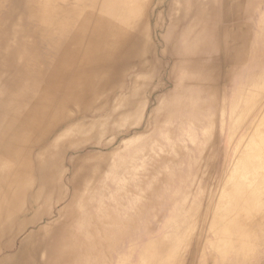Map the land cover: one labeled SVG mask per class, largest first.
Wrapping results in <instances>:
<instances>
[{"label": "bare ground", "instance_id": "obj_1", "mask_svg": "<svg viewBox=\"0 0 264 264\" xmlns=\"http://www.w3.org/2000/svg\"><path fill=\"white\" fill-rule=\"evenodd\" d=\"M263 195L264 0H0V264H254Z\"/></svg>", "mask_w": 264, "mask_h": 264}, {"label": "rangeland", "instance_id": "obj_2", "mask_svg": "<svg viewBox=\"0 0 264 264\" xmlns=\"http://www.w3.org/2000/svg\"><path fill=\"white\" fill-rule=\"evenodd\" d=\"M161 34H163V32H158L157 34H156V40H158V38H159V36L161 35ZM157 35H159V36H157ZM156 96L157 95H153L152 97H150V99H149V102H148V105H147V107L145 108V110H144V114H143V118H142V123L138 126V127H136V128H134L133 130H131L130 132H129V134L128 135H126V136H120V137H109L106 141H109V140H114L113 142H112V149H111V151L112 150H121V148L122 147H120V145H123V144H126L129 140H131V139H133L134 138V136H136V133L137 132H139V134L140 133H142L143 131H144V128H146V127H148V125H150L149 124V121H150V119H151V116L153 115V113H152V111L156 108V106H157V101H156ZM152 98V99H151ZM118 138V139H117ZM153 138H154V136H153ZM154 140H155V138H154ZM156 142H152V141H149L148 140V142H147V144L148 145H152V146H156L157 145V138H156V140H155ZM149 146V147H150ZM91 150H93L95 153H99V152H101L102 150L100 149V148H98V147H94V148H88L86 151H91ZM217 160V169H216V171H214L213 172V178L214 179H220V177H221V172L223 171V169H225V167H226V159H225V157L223 156V155H221L218 159H216ZM199 165H203V161H200V163H199ZM199 165H198V167H199ZM198 170H199V168H198ZM264 196V195H263ZM262 221V219L261 220H259L257 223H256V226H260L261 225V223H263V222H261ZM260 259L259 260H257V259H255V258H252V260L251 261H253L254 262V264H264V247H262L261 248V254H260ZM226 261H228L229 260V257L227 258V259H225ZM250 261V262H251Z\"/></svg>", "mask_w": 264, "mask_h": 264}]
</instances>
